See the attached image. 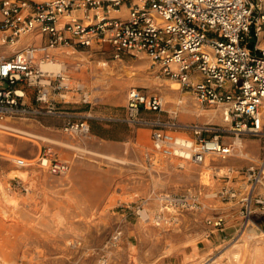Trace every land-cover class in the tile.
I'll list each match as a JSON object with an SVG mask.
<instances>
[{"label":"rangeland","instance_id":"obj_1","mask_svg":"<svg viewBox=\"0 0 264 264\" xmlns=\"http://www.w3.org/2000/svg\"><path fill=\"white\" fill-rule=\"evenodd\" d=\"M257 1L264 7V0ZM29 40L23 39L22 44ZM12 49L0 44V52ZM110 53L96 48L69 49L58 56L68 67L73 84L81 82L89 92L90 104L81 102V94L72 93L67 98L70 103L60 105L76 120H88L91 131L87 138L67 134L60 117L0 123L2 262L228 264V254L235 246L244 250L257 240L264 247V209L255 206L256 213L246 222L238 201L216 196L227 186L244 192L247 169L264 153L260 138L238 137L232 125L223 121L220 109L200 107L175 80L161 75L150 59L125 57L122 62H111ZM130 70L137 73L133 80H127ZM132 88L163 97L165 110L178 111L181 125L206 128L205 137L219 136L224 144H234L235 155L224 161L212 156L208 166L179 159L147 166L143 154L153 150L151 131L129 122L126 116ZM143 116L156 114L143 112ZM178 135L193 132L184 130ZM237 138L247 158L240 157ZM45 147H52L56 158L69 162L67 175H52L35 161L29 167L16 165L15 159L33 160ZM223 165L228 167L221 169ZM230 168L234 170L228 175ZM186 192L201 196L203 210L159 223L155 219L161 208L158 196ZM260 192L264 194V190ZM143 200L147 203L141 210ZM116 235L120 238L115 244ZM169 249L172 253H167ZM241 263L249 264L247 259Z\"/></svg>","mask_w":264,"mask_h":264},{"label":"built area","instance_id":"obj_2","mask_svg":"<svg viewBox=\"0 0 264 264\" xmlns=\"http://www.w3.org/2000/svg\"><path fill=\"white\" fill-rule=\"evenodd\" d=\"M122 8L125 14H114ZM0 44L13 47L0 52V123L60 117L67 134L87 138L88 120H76L60 106L70 103L67 98L72 93L81 94V102L90 104L86 86L74 85L65 65L48 72L41 64L58 59L60 51L96 48L111 52L113 60L150 59L161 75L175 80L200 107L220 109L223 121L232 125L238 137H258L264 146V7L257 0H2ZM128 106V121L151 130L153 150L145 153L148 166L160 158L203 165L209 156L235 155L234 144H224L219 136L205 137L206 128L181 125L179 112L165 110L159 95L132 88ZM143 112L158 116L145 117ZM184 130L193 135L179 136ZM33 161L55 176L70 171V164L56 158L52 147H45ZM15 163L32 165L25 158ZM246 175L244 192L227 186L216 196L238 201L248 222L255 206L264 209L260 192L264 190V153ZM158 201L161 208L155 219L159 223L178 221L182 213L204 207L194 192L160 195ZM146 203L143 200L139 209ZM144 217L149 220L147 214ZM119 238H113L115 244Z\"/></svg>","mask_w":264,"mask_h":264},{"label":"bare ground","instance_id":"obj_3","mask_svg":"<svg viewBox=\"0 0 264 264\" xmlns=\"http://www.w3.org/2000/svg\"><path fill=\"white\" fill-rule=\"evenodd\" d=\"M63 65L64 64L62 62H58V59H56V60H53V61H50V62L41 64V68L44 71L57 72V71H59L60 69L63 68ZM175 84L177 85V83H175ZM172 90H177V89L172 88ZM163 102H164V98H163ZM211 113L212 112L207 113V115H210ZM3 127L6 128V129H12V130H15V131L18 130L17 128H13L11 126L9 127V126L3 125ZM237 139H239V141L238 140L237 141H238L239 145H241V147H240L239 145H237V141H235V144L239 147L240 157L247 158L248 155H245L243 153V151H242L243 150V147H242L241 139L240 138H237ZM211 157L212 156L207 157L206 162H205V165L206 166L209 165V161H210V158ZM209 168H211V167H209ZM246 234H248V233H246ZM163 239H164V237H162V240ZM250 239H253V237L250 236ZM263 258H264V256L262 254V250H261V246H260L259 242H257V240L256 241L253 240L252 245H249V244L245 245L244 250L241 249L238 246H235L234 248H232L231 251L228 254V261L227 262H228V264H239V263H241L243 261V259H247L248 262H249V264H264V259ZM0 264H6V261L5 262H2V257L1 256H0Z\"/></svg>","mask_w":264,"mask_h":264},{"label":"crops","instance_id":"obj_4","mask_svg":"<svg viewBox=\"0 0 264 264\" xmlns=\"http://www.w3.org/2000/svg\"><path fill=\"white\" fill-rule=\"evenodd\" d=\"M126 13V10L125 9H123V10H120L119 12H115L114 14H116V15H121V14H125ZM22 41H23V39L21 40V43H22ZM59 55L58 56H60V52H57ZM68 54H70L69 52H68ZM62 56V55H61ZM123 61V60H122ZM122 61H118V60H112L111 62H122ZM58 62H64L63 60H61L60 58H58ZM107 64L106 63H104V66H106ZM128 72H132V75H128V77H127V80H133L134 79V77H136V72L135 71H132V70H130V71H128ZM128 74V73H127ZM149 83L151 82L150 80L148 81ZM33 90L32 89H29V92L31 93ZM31 96H32V93H31ZM126 116H127V119L128 118H130V114H131V112H130V108H129V106H128V99H127V106H126ZM150 114L151 113H154V112H149ZM155 114V113H154ZM156 116H158L157 114H156ZM155 117V116H154ZM148 130H150L149 128H148ZM151 131V130H150ZM150 139H151V134H150ZM146 153V152H145ZM145 153L143 154V161H144V163L148 166V164L146 163V159H145ZM224 161V160H226V159H220L219 161ZM29 161H33V160H29ZM159 161L161 162V161H164L162 158H160L159 159ZM65 162H67V161H65ZM69 163V162H68ZM32 166V165H31ZM228 166H222L221 167V169L222 168H227ZM70 169H71V166H70ZM14 173V172H13ZM13 173L11 174V176L13 175ZM26 173V172H25ZM29 177V176H28ZM20 179H22V178H20ZM24 180V179H23ZM160 243H162V242H160ZM153 245H155V246H158V244H153ZM261 250H262V254H263V256H264V247L263 246H261ZM167 253H172L171 252V250L169 249L168 250V252ZM264 259V258H263Z\"/></svg>","mask_w":264,"mask_h":264}]
</instances>
